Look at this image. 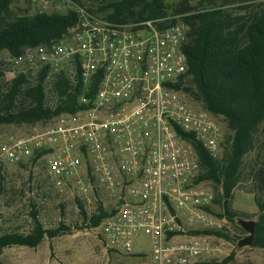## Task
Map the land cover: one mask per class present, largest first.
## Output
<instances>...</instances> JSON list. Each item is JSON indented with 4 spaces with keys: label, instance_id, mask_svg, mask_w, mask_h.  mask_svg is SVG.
<instances>
[{
    "label": "built area",
    "instance_id": "2783aa9c",
    "mask_svg": "<svg viewBox=\"0 0 264 264\" xmlns=\"http://www.w3.org/2000/svg\"><path fill=\"white\" fill-rule=\"evenodd\" d=\"M40 2L45 12L55 0ZM75 23L48 43L11 56L13 78L44 71L67 76L79 109L31 125L0 144V160H45L52 184L84 202L100 187L115 210L99 225L107 250L149 257L148 264H201L212 248L189 229L220 227L215 201L200 180L196 143L215 158L232 134L223 114L205 108L176 84L189 70L183 15L118 22L72 3ZM150 239L151 253L136 250ZM69 264H92L70 262Z\"/></svg>",
    "mask_w": 264,
    "mask_h": 264
},
{
    "label": "trees",
    "instance_id": "16d2710c",
    "mask_svg": "<svg viewBox=\"0 0 264 264\" xmlns=\"http://www.w3.org/2000/svg\"><path fill=\"white\" fill-rule=\"evenodd\" d=\"M15 1L0 0V53L6 50L16 56L28 46L51 42L77 20L73 8L65 13L38 12L14 17L11 7ZM206 1L212 6L176 10L180 14L190 13L182 17L190 25L185 45L189 70L176 87L205 108L223 114L228 122L232 134L227 137L222 157H213L200 143L195 145L203 169L199 179L220 185L223 193L219 202L229 209L233 190L244 175L245 157L257 147L264 125V2L253 4L258 0H241L249 4L244 7V14L235 16L217 5L216 0L202 2ZM222 1L225 4L233 0ZM98 9H111L106 17L118 22L169 15L161 0H103ZM1 68L0 126L49 121L61 112L79 109L78 88L69 77L59 76L53 82H46L44 71L20 72L7 81ZM250 173L255 177V203L259 209L253 246L264 247V167L256 166ZM78 204L89 227L100 225L115 210L114 206L108 209L101 202L97 211L89 215L80 201ZM31 216L33 224L27 232L3 231L0 226V256L7 247H36L46 237L55 238L71 230L64 222L55 228L45 227L35 204ZM202 231L226 237L221 230L190 232L200 234ZM0 264H4L1 258ZM201 264L221 263L204 261Z\"/></svg>",
    "mask_w": 264,
    "mask_h": 264
},
{
    "label": "rangeland",
    "instance_id": "374dc122",
    "mask_svg": "<svg viewBox=\"0 0 264 264\" xmlns=\"http://www.w3.org/2000/svg\"><path fill=\"white\" fill-rule=\"evenodd\" d=\"M77 1V0H76ZM55 0L45 11L47 13H65L72 7V3H81L97 10L102 15H109L112 11H100L98 8L103 0ZM164 10L170 15L180 14L176 10L187 7L206 8L212 6L203 0H161ZM202 2V3H201ZM235 16L246 12L245 6L249 2L233 0L224 4L216 0ZM264 2L254 1L253 4ZM203 4V5H201ZM12 16H31L40 12V2L36 0H16L12 7ZM187 16L190 13H181ZM11 54L8 51L0 53V66L7 81L13 78L10 64ZM34 124H2L0 126V144L12 135L25 132ZM255 150L245 157L244 175L233 190L230 210L225 209L219 202L223 189L220 185L204 180V186L211 189L215 201L209 208V213L221 221L220 227H198L201 230H221L225 236H218L202 231L197 234L205 238L212 251L204 256L205 261H215L221 264H264V247H239L238 242L248 235L240 224L241 219L259 220V209L255 203V177L250 173L256 166L264 167V125L258 135ZM35 161V160H34ZM19 164H7L0 160V226L3 231L27 232L33 224L31 210L36 205L39 218L47 228H55L61 222L71 230L61 233L55 238L46 237L38 246L14 245L4 249L0 258L4 264H69L70 262L92 264H148L149 257L139 254H117L107 250L99 234V225L86 226L79 207L80 201L89 215L97 211L99 203L108 209L115 206V201L100 187L95 188L98 200L93 203L84 202L71 190L60 193L52 184L45 160ZM196 230V229H189ZM193 233V232H191ZM196 234V233H193ZM136 250L151 253L150 239L142 236L137 239Z\"/></svg>",
    "mask_w": 264,
    "mask_h": 264
},
{
    "label": "water",
    "instance_id": "95a60500",
    "mask_svg": "<svg viewBox=\"0 0 264 264\" xmlns=\"http://www.w3.org/2000/svg\"><path fill=\"white\" fill-rule=\"evenodd\" d=\"M240 224L248 232V235L242 238L238 242L239 247L251 246L254 243L255 233H256V221L241 219Z\"/></svg>",
    "mask_w": 264,
    "mask_h": 264
}]
</instances>
